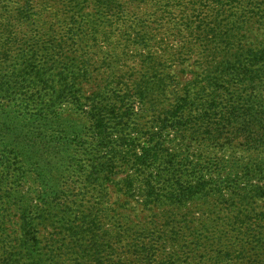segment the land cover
Segmentation results:
<instances>
[{
	"label": "trees",
	"instance_id": "trees-1",
	"mask_svg": "<svg viewBox=\"0 0 264 264\" xmlns=\"http://www.w3.org/2000/svg\"><path fill=\"white\" fill-rule=\"evenodd\" d=\"M196 1L202 12L204 5L216 11L214 25L208 23V16L198 17L200 33L212 32L205 40L214 46L200 53L205 69L184 87L170 74L153 76L143 78L133 88H114L110 101L87 98L89 103H84L83 93L73 91L79 84L77 79L87 76L88 71L83 70L73 79L62 73L58 81L48 85L53 89L60 85L59 96L75 106L65 113L52 106L50 111L39 109L26 116L31 105L0 103L2 198L15 202L18 188L25 182L47 186L50 191L43 203L30 206V214L40 224H62V233L69 230L70 236L82 241L99 236L95 226L104 221V215L98 216L96 209L105 204V188L118 175L122 177L116 182V191L125 197L140 196L146 206L168 203L179 210L192 199L211 196L210 191L222 195L233 190L239 200L235 209H230L237 214L230 219L233 224L222 222L223 229L217 231L221 232L220 247L225 240L235 242L216 250L215 264H246L247 256L255 258L254 264H264V213L256 212L253 206L264 188L252 185L253 180L264 178V0ZM187 2L194 1L185 0L184 7ZM6 12L0 7V91L12 93L25 89L27 76H40L46 65L58 62L74 37L64 36L55 42L43 41V36L36 34L24 42ZM186 21L192 20L186 17ZM38 45L42 55L36 51ZM19 50L24 58L21 70L5 78L3 68ZM147 99L154 108L149 141L142 147L134 143L136 140L116 141V131L126 137L131 129L132 103ZM29 171L40 177L29 180L25 177ZM80 195L84 201L89 199L84 202L83 215L76 216L77 225L72 226L71 213L56 211L72 209ZM160 215L180 222L173 226L180 230L175 233L180 241L193 235L190 215L176 221V216L167 212L156 215L152 208H145V220ZM67 223L71 225L66 229L63 226ZM163 233L169 236L167 231ZM7 238L12 240L2 242L0 257L7 255L11 264H16L22 260L15 255L23 254V243L10 234ZM237 238L246 241L240 245ZM34 245H26L28 252ZM54 252L47 249V254Z\"/></svg>",
	"mask_w": 264,
	"mask_h": 264
},
{
	"label": "rangeland",
	"instance_id": "rangeland-1",
	"mask_svg": "<svg viewBox=\"0 0 264 264\" xmlns=\"http://www.w3.org/2000/svg\"><path fill=\"white\" fill-rule=\"evenodd\" d=\"M184 1L0 0V7L6 9L7 17L17 25L16 30L22 34L24 42L34 39L31 37L36 34L43 36V41L49 39L55 42L64 36L74 37L69 39L67 51L58 62L46 65L40 76L35 73L27 76L25 89H15L12 93L0 91V103L9 106L29 104L31 107L26 116L35 114L39 109L50 111L52 106L65 113V109L72 110L75 106L59 96L60 85L55 89L48 85L58 81L62 73L73 79L83 70L88 71L87 76L77 79L79 84L73 91L83 93L84 103H89L87 98H96L101 102L108 98L110 101L114 88H133L138 81L153 76L167 77L170 74L180 84L179 87H184L205 69L204 64H200V53L214 46L205 40L206 35H213L212 32L200 33L198 17L208 16V23L214 25L212 20L216 16V11L210 10L209 6L204 5L205 12H202L200 2L186 0L195 3L187 2L184 7ZM215 6L213 2L212 7ZM186 17L192 21L187 22ZM224 18L220 17L221 20ZM38 47L36 51L42 55V47ZM22 63L24 58L19 50L14 60L3 68L4 77L21 70ZM153 109L150 99L132 103L128 122L131 129L126 132L127 136L124 135L126 137L116 131V141L136 140L134 143L139 147L146 145L150 138L149 123L153 118ZM118 176L114 182L107 184L102 198L105 204L98 205L96 209L98 216L104 215V221H98L95 226V233L99 236L82 241L70 236L69 230L62 233V224L55 227L53 222L40 224L35 215L30 214V206L43 203L44 195L50 191L47 186L25 182L18 188V199L11 203L8 198H2L3 189L0 186V246L5 240H12L5 239L8 234L23 243L20 248L23 254L15 255L22 260L16 264H215L216 250L235 242V239L225 240L220 247L218 239L221 232L217 231L223 229L222 222L233 224L230 219L237 214L234 204L239 200L235 191H223L222 195H213L210 191L211 196L192 199L179 210L168 203L155 202L146 206L140 196L125 197L116 191V182L122 175ZM25 177L30 180L40 176L29 171ZM252 185L264 188V178L253 180ZM77 199L73 210L62 207L56 211L64 215L66 209L71 213L74 216L69 219L72 226L77 225L76 216L83 215L84 202L87 203L89 197L84 201L80 195ZM253 206L256 212L264 213V194L254 199ZM146 207L152 208L156 215L167 212L172 217L176 216V221L190 215L193 235L180 241L175 234L180 230L173 228L180 222L164 219L162 215L145 220ZM70 225L67 223L63 227L67 229ZM163 231H167L169 236H164ZM237 241L242 245L246 240L237 238ZM33 243L35 245L28 252L26 245ZM49 248L55 250L54 255L47 254ZM254 261V257L245 258L246 264H254ZM7 263L13 261L7 255L0 257V264Z\"/></svg>",
	"mask_w": 264,
	"mask_h": 264
}]
</instances>
